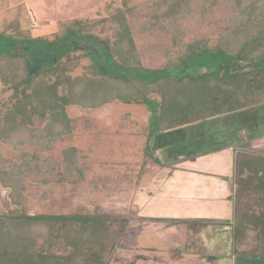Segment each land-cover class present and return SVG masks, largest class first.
<instances>
[{"label":"rangeland","instance_id":"374dc122","mask_svg":"<svg viewBox=\"0 0 264 264\" xmlns=\"http://www.w3.org/2000/svg\"><path fill=\"white\" fill-rule=\"evenodd\" d=\"M155 1L157 0H0V34L3 37H19L17 35L24 32L22 36L38 38L35 42L36 51L40 44L53 50L57 42L66 39V51L62 49L61 55L58 53L56 56L52 51L45 54L40 49L37 55H27L30 75L52 66L55 58H64L63 54L68 52L71 56L74 54L79 57V63L72 72L74 75L85 73L97 76L100 71L93 62L105 60L104 46L110 45L115 38V24L110 20V14L117 8L127 10L133 40L142 55L141 63L145 68H160L169 62H179L181 54L185 52L195 56L199 50L188 46V43L196 38H207L209 45L215 44L227 26V16L232 13L231 0H190L189 10L177 19V33L175 26L167 18L161 17L164 7L156 8ZM15 20L19 22V29H9V24ZM75 20L84 24L94 22L95 26L90 34L77 38L78 26L73 23ZM3 37L0 43H6L8 47L13 45L12 40ZM41 37L47 41L39 40ZM51 41L54 44H50ZM69 48L73 49L68 50ZM14 52L21 53L20 50ZM252 67L246 62H238L232 66V70ZM11 93L12 87L0 81L1 111L4 103L9 105ZM149 97L158 104L160 96L157 91L152 92ZM66 112L73 120L71 132L49 145H45L47 140L40 138L23 145L0 141V160L4 162L2 167L13 170L16 179L20 177L18 185L21 177L24 184L22 190H19L17 204L13 201L17 191L12 197L11 189L0 182V213L22 205L30 214H122L121 218L112 217V229L121 226L122 233L106 264H193L192 256L184 255L181 247H177V241L183 242L187 223L204 222L208 218L183 215L177 217L171 214L164 220H160L157 214L155 218L142 215L136 217V206L131 194L136 193L134 190L140 181L144 165L147 166L151 161L160 162V151L193 153L199 148L203 149L204 154H211L207 162H213L205 167L215 169L219 166L224 175L226 165L234 166L236 171L237 157L240 155V169L246 167L244 174L249 175L251 183L256 184L261 193H264V106L245 108L228 116L219 115L208 119L209 121L169 131L164 136L165 142L169 141L166 143L159 142V135L150 142L146 139V129L153 113L151 105L125 104L111 100L98 108L68 105ZM229 123L230 128L225 126ZM223 124V130H232L235 137H232V142L223 143L218 149L230 145L234 150L240 151V154H235L233 161L228 159L229 151L218 150L213 146L215 141H207L218 125ZM41 125L40 119L35 118L33 127ZM19 136H15L14 140L21 139ZM183 136L187 138L185 142ZM200 138L203 139L198 143ZM186 140H196V146L188 147L191 144L186 143ZM177 143L179 146H176ZM181 143H186L184 150ZM166 144L168 147H161ZM68 147L77 149V165L65 168L63 151ZM17 166H20V174L16 170ZM238 183L241 182L235 178L234 199ZM247 198L245 195V199ZM259 204H254L255 208ZM144 208L145 205L141 208L143 214ZM137 218L141 224L135 223ZM109 222L111 221L107 223ZM233 223L234 217H231V224ZM253 238V232L250 231L242 247H254ZM138 255L142 256L137 257ZM210 259L214 260L205 255L197 257L201 262Z\"/></svg>","mask_w":264,"mask_h":264},{"label":"trees","instance_id":"16d2710c","mask_svg":"<svg viewBox=\"0 0 264 264\" xmlns=\"http://www.w3.org/2000/svg\"><path fill=\"white\" fill-rule=\"evenodd\" d=\"M155 2L156 8L164 7L161 17L167 18L178 33L177 19L189 10L190 0ZM231 2L232 13L215 44L209 45L207 38H196L188 43L199 50L195 56L182 53L181 61L160 68L142 66L127 10L118 8L110 14L115 38L104 46L105 60L93 62L100 71L97 76L74 75L79 57L68 52L63 54L64 58H55L52 66L30 75L27 55H37L40 50L61 55L65 38L53 50L40 44V50L36 51L38 38L22 36L24 32L15 38L4 36L14 43L9 47L0 43V81L12 87L9 105L4 103V109L0 110V141L23 145L40 138L48 141L45 145L51 144L71 132L73 120L67 115L68 105L98 108L111 100L151 105L153 113L146 129L148 142L160 133L263 105L264 0ZM15 21L9 24V29H19V22ZM73 23L78 26L77 38L90 34L95 26L94 22L84 24L80 20ZM2 37L0 34V42ZM39 40L47 41L44 37ZM238 62L253 67L233 71L232 66ZM154 91L160 96L158 104L149 97ZM35 118L42 122L38 128L33 127ZM17 135L21 139L15 141ZM239 156L235 178L241 183L235 195L233 254L264 261V193L244 174L247 168L240 169ZM62 160L65 168L75 167L77 149H64ZM3 164L0 160V182L11 189L12 197L17 191L13 201L18 204L19 190L24 185L22 177L18 185L20 177L17 180L13 170L5 169ZM16 170L20 174V166ZM254 204L259 205L255 208ZM112 217L121 218L122 214H30L22 205L2 212L0 264H106L122 233L121 226L112 229ZM250 231L255 245L246 249L242 245Z\"/></svg>","mask_w":264,"mask_h":264},{"label":"crops","instance_id":"0c3cea01","mask_svg":"<svg viewBox=\"0 0 264 264\" xmlns=\"http://www.w3.org/2000/svg\"><path fill=\"white\" fill-rule=\"evenodd\" d=\"M29 71H31L30 67ZM261 106H264V104ZM226 125L231 126L230 123ZM223 126L224 124L218 125V128L213 131L214 134L208 137L207 141H215L214 147L232 142L234 136L232 130L230 131L228 128L223 130ZM166 133L168 132L158 134L159 142H169H165L164 136H166ZM185 139L187 138L183 136L184 142ZM202 139L200 138L198 143H201ZM191 141L186 140V143L191 144L188 147L196 146V140ZM186 143H181L183 150ZM165 146L168 147L167 144L161 147ZM176 146H179V143ZM202 150L199 148L197 152L193 153L192 151L190 153H177L175 150L160 151L162 153L160 162L151 161L147 166L144 165L143 170H141L140 181L138 180L139 182L134 190L136 193L131 194L132 202L136 206V217L151 216L155 218L157 214L161 218L160 220H164L167 215L171 214L177 217L183 215L208 218L209 220L204 222L187 223L183 242L177 241V247H181V252L184 255L192 256L193 264H214L215 262L216 264H264L262 260L233 254L231 217H234L235 205L233 196L235 185L234 166L226 165V171L224 170L226 175L223 174L219 166H216L215 169L209 166L205 167V165L213 164V162H207V158L211 154H204ZM218 150L229 151L230 156L228 159L231 161L234 160L236 153H240L230 145ZM198 152L200 153L198 154ZM193 155H196V157H193ZM141 204L142 207L145 205L144 214L141 212ZM137 222L140 223L138 218L135 223ZM179 244L181 246H178ZM178 255L182 256V254ZM202 255L213 257L214 260L210 259L205 262L197 260V257ZM139 256L142 255L137 257Z\"/></svg>","mask_w":264,"mask_h":264}]
</instances>
